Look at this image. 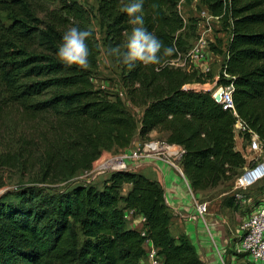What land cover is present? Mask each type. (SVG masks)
<instances>
[{"label": "trees", "instance_id": "obj_1", "mask_svg": "<svg viewBox=\"0 0 264 264\" xmlns=\"http://www.w3.org/2000/svg\"><path fill=\"white\" fill-rule=\"evenodd\" d=\"M183 1L189 3L144 0V26L174 51L162 65L129 71L109 54L117 45L124 51L134 27L120 11L129 0L98 1L100 40L90 29L92 15L76 1L0 0L8 22L0 17V123L16 132L8 164L21 161L37 168L42 181L66 182L90 171L103 152L133 148L137 136L146 141L156 132L183 149L179 164L194 192L235 180L245 163L235 150L236 119L210 91L190 88L212 77L187 58L197 27L181 16ZM200 4L229 34L216 83L232 86L235 113L264 145V0ZM71 26L92 33L87 70L65 67L56 55ZM101 49L119 69L132 106L142 110L138 121L118 96L93 85ZM105 176L100 185L73 180L54 197L32 188L1 197L0 264H139L146 241L163 264H201L186 236H171V211L157 181L129 171ZM124 185L130 186L125 195ZM127 210L143 216V233L126 228Z\"/></svg>", "mask_w": 264, "mask_h": 264}, {"label": "crops", "instance_id": "obj_2", "mask_svg": "<svg viewBox=\"0 0 264 264\" xmlns=\"http://www.w3.org/2000/svg\"><path fill=\"white\" fill-rule=\"evenodd\" d=\"M199 2L200 0H195ZM187 3L184 1L180 4L179 10L181 16L186 21L188 19H195L190 15H183L181 12V6H185ZM202 18L199 21L196 19L197 30L203 29V33H206L210 41L214 43L213 46L221 54L212 51V57L208 59L210 71L216 69L215 76L207 85L212 89L217 85L216 79L221 71L222 64L224 62L226 43L229 37L228 32L221 28V25L217 21H210L211 15L203 8ZM209 23L212 29L208 31ZM215 29V30H213ZM215 44V45H214ZM215 61L213 62V60ZM214 63L213 67L211 64ZM194 67L203 72L202 62L193 64ZM213 68V69H212ZM214 71V70H213ZM210 90V89H209ZM138 112V119L141 117L142 110L140 108L133 107ZM149 140L160 138V141L165 142L167 134L152 132L149 136ZM143 141L136 137L134 147L143 146ZM235 150L240 153L243 143L239 139H234ZM120 150L122 151L131 150ZM183 150L181 147H179ZM170 159H154L141 163L139 167L133 170V172L141 174L150 180L157 181L164 189L165 202L171 211V221L169 230L173 238L180 236H186L193 245L196 254L201 264H254L244 254L239 252L238 245L240 240L239 227L243 221L247 218L251 212V208L256 206L260 201H256V197H249V206L239 207L233 204L232 199L228 196L231 193L235 180L225 182L227 186H230L228 190H222L220 187L208 189L203 192H194L187 179L185 178L182 168L180 167V158L177 159L174 164H171ZM91 170L89 173H92ZM97 174H92V179L95 180L98 177ZM102 176V175H101ZM107 176H103L102 181ZM101 181V182H102ZM94 183L98 181H92ZM100 182V183H101ZM257 186L250 188L248 191H254ZM130 189L129 185L122 187V194L125 195ZM247 191V192H248ZM251 193V192H250ZM254 198V199H253ZM196 203H204L206 206V213L202 216L196 213ZM128 214L126 220V228L133 229L139 232H144V218L141 215L134 213V211L127 210ZM144 251H148L153 248L150 241H147L144 246ZM139 264H148V261L143 257Z\"/></svg>", "mask_w": 264, "mask_h": 264}, {"label": "built area", "instance_id": "obj_3", "mask_svg": "<svg viewBox=\"0 0 264 264\" xmlns=\"http://www.w3.org/2000/svg\"><path fill=\"white\" fill-rule=\"evenodd\" d=\"M209 20L219 22V19L213 16H211ZM207 24L209 31L212 27L209 23ZM204 34L205 33L200 35L199 38L193 42L187 53V58L192 64L202 62L204 64L202 73H209L210 68L207 61L210 59L209 56L210 54L212 55V53L209 51V45L204 40ZM190 88L194 90L203 89V87L199 85H192ZM232 90L233 88L231 85L226 87L216 85L213 90L208 91L212 93L213 98L219 93L221 96L219 103L223 106L224 110H230L236 119L233 125L234 139H239L243 143L240 154L245 163L240 169L239 175L235 178V184L230 194L233 203L236 206L243 207L249 206V199L246 198L247 191L264 180V145L259 140L257 134L235 113L231 95ZM182 154L183 150L178 146L168 145L163 141L147 142L144 143L143 146L122 151L117 156L110 157L104 162L99 163L93 173L97 175H106L113 172H133L141 163L149 160L173 159L176 161L179 158L181 159ZM195 209L199 216L206 213V206L204 203H196ZM127 218L128 214L125 213V219ZM239 231V252L244 253L254 264H264V199L251 208V212L240 225ZM144 257L147 259L148 264H163V258L158 255V251L154 247L146 251Z\"/></svg>", "mask_w": 264, "mask_h": 264}, {"label": "rangeland", "instance_id": "obj_4", "mask_svg": "<svg viewBox=\"0 0 264 264\" xmlns=\"http://www.w3.org/2000/svg\"><path fill=\"white\" fill-rule=\"evenodd\" d=\"M73 1L79 3L92 15L90 29L95 32L97 38L100 40L102 36V31L99 27L97 18L95 17V11L99 0H73ZM202 10L203 7L201 6V4L199 2L196 3L195 0H189L188 4H186L185 6L183 5L181 6V12L184 16L190 15L194 17L197 21H199L200 18H202V14H201ZM0 17L5 21V23H8L7 20H5L4 14H0ZM202 31L203 29L201 28L197 30V38H199V36L203 34ZM204 40L209 45L208 47L209 51L212 53L210 49L211 46L210 43H214V42L210 41L211 38H209L206 33L204 34ZM212 55L210 54L209 57H212ZM214 61L215 59L213 60V62ZM213 65L214 63L211 64L212 67ZM213 70L207 73V74H211V77L215 76L214 74L216 69ZM92 83L96 89L106 91L110 95L118 96L122 100L125 108L132 114L134 119L138 121V112L131 107L132 104L128 100L125 90L122 87L121 79H120V71L115 64L111 63L103 55V49H101V55L98 58V69L93 74ZM203 89L213 90L211 87H209V85H206L205 87H203ZM15 119L16 118H12L11 120L15 122ZM18 127H22V126L18 124ZM10 128L11 126L9 125V123L7 122L0 123V198L13 193H18L26 188L34 189L35 192L38 193L41 197H54L57 194L65 192L68 189V186H70V183H72L71 181L73 180L77 181V184L81 186L84 183H91L92 181L95 182L98 181L96 182V184L100 185L101 184L100 182L102 181V178L105 175L103 174H101L102 176L98 175L96 176L98 178L93 180L92 174L94 172V169L98 167L99 163L104 162L110 157H115L119 154L118 151L103 152L101 157L93 164L91 169L93 170L92 173H89L91 170L88 172H80L70 181H66V182H58L55 180L42 181V177L38 172L37 168L26 167L25 164L21 161L15 162V164H8L7 160L5 159V155H8L7 153L9 152L16 151L15 144L11 142V136L12 134H16V132L13 129L10 131ZM23 130H18V134L21 133ZM160 140H161L160 138L157 139L155 138L152 141L148 139L146 141H143L142 143L155 142V141L162 142ZM169 161L171 162V164H174L175 162V160L173 159H170ZM255 186L257 187L255 188L254 191L252 190L246 193V198L252 196V197H256L255 202L262 201L264 199V180L257 183ZM218 187H220L222 190H228L230 188V186H227V184L224 183L219 184ZM228 196L231 198L230 193L228 194ZM229 204H231L232 206L234 203L229 201Z\"/></svg>", "mask_w": 264, "mask_h": 264}, {"label": "clouds", "instance_id": "obj_5", "mask_svg": "<svg viewBox=\"0 0 264 264\" xmlns=\"http://www.w3.org/2000/svg\"><path fill=\"white\" fill-rule=\"evenodd\" d=\"M120 11L126 13L128 22L134 27L123 46L124 51L117 45L109 49V54L119 58L129 71L138 65H162V56L171 55L174 49L165 47L163 42L144 26V0H129ZM91 35V32L78 26L67 28L56 53L65 67L75 66L78 70H87L90 67L89 47L86 41ZM154 70L159 71V68Z\"/></svg>", "mask_w": 264, "mask_h": 264}, {"label": "water", "instance_id": "obj_6", "mask_svg": "<svg viewBox=\"0 0 264 264\" xmlns=\"http://www.w3.org/2000/svg\"><path fill=\"white\" fill-rule=\"evenodd\" d=\"M220 98H221V96H220V94L218 93V94H216L215 96H214V99L217 101V102H219L220 101Z\"/></svg>", "mask_w": 264, "mask_h": 264}]
</instances>
